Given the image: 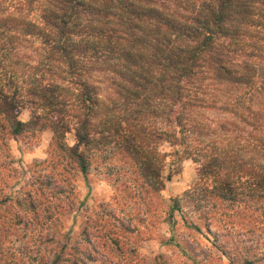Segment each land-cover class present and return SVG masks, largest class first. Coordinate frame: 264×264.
I'll use <instances>...</instances> for the list:
<instances>
[{
  "label": "rangeland",
  "instance_id": "obj_1",
  "mask_svg": "<svg viewBox=\"0 0 264 264\" xmlns=\"http://www.w3.org/2000/svg\"><path fill=\"white\" fill-rule=\"evenodd\" d=\"M24 44V54L11 61L19 73L0 72L5 91L55 74L33 73L42 47ZM250 61L264 73V53ZM111 66L104 62L87 75L98 100L88 144L77 147V126L84 111L92 110L77 101L79 90L67 80L61 81L71 126L59 136L49 123L59 115L51 110L21 107L19 118L36 124L19 134L0 112V264H264V202L224 200L206 191L200 164L190 158L173 174L177 147L170 126L131 107ZM210 84L220 99L233 92ZM218 103L202 113L224 118L228 109ZM159 131L166 135L157 138ZM128 135L140 145V155L125 147ZM76 147L86 175L71 152ZM145 160L161 165L164 188L152 186L156 178L144 169Z\"/></svg>",
  "mask_w": 264,
  "mask_h": 264
},
{
  "label": "trees",
  "instance_id": "obj_2",
  "mask_svg": "<svg viewBox=\"0 0 264 264\" xmlns=\"http://www.w3.org/2000/svg\"><path fill=\"white\" fill-rule=\"evenodd\" d=\"M36 42L43 58L33 73L55 74L26 89L0 87V112L15 133L36 124L19 118L27 105L58 114L49 122L58 136L70 128L61 81L67 80L79 90L77 101L92 110L77 126V147L88 144L98 100L87 75L109 62L131 107L170 126L177 147L173 174L190 158L200 164L206 191L224 200L264 202V73L250 61L264 53V0H0V72L19 73L13 56ZM244 55L248 59L239 60ZM212 81L233 92L220 99L210 91ZM218 102L228 109L224 118L202 113ZM132 137L126 136L125 147L140 155ZM77 147L71 152L86 175ZM150 163L143 166L156 178L152 186L164 188L161 165Z\"/></svg>",
  "mask_w": 264,
  "mask_h": 264
}]
</instances>
